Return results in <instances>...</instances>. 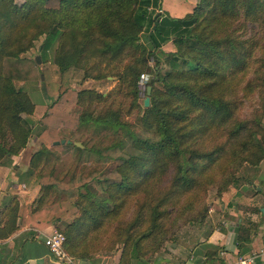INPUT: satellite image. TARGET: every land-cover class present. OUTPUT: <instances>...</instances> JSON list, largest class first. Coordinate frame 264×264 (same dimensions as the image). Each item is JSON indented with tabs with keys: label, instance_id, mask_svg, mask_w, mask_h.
Listing matches in <instances>:
<instances>
[{
	"label": "trees",
	"instance_id": "1",
	"mask_svg": "<svg viewBox=\"0 0 264 264\" xmlns=\"http://www.w3.org/2000/svg\"><path fill=\"white\" fill-rule=\"evenodd\" d=\"M239 15L251 23L261 21L264 27V0H199L181 17L164 12L160 0H0V165L11 166L32 134L33 125L27 123L26 116L35 113L36 104L15 83H42L36 60L26 55L40 38L41 55L53 49L60 79L53 84L45 82L47 93L56 99L44 104L39 123L92 122L102 129H113L117 136L115 142L90 149L72 143L80 161L92 156L104 164L114 162V169L94 170L68 181L39 176V194L31 204L9 198L0 210V240L22 227L45 229L53 225L64 234L69 254L90 260L98 249L92 232L103 220L118 215L128 194L143 192L149 199L147 225L131 231L144 220L139 213L119 234L117 240L123 247L116 264L142 260L172 237L164 229L167 224L163 218L176 198L200 183L195 171L216 159L218 149L203 152L197 148L198 140L234 120L236 107L224 94L233 86V76L247 68L251 49L257 44L236 34L233 23ZM168 42L175 47L173 51L162 49ZM158 54L164 56L162 62ZM151 61L159 68L153 67L154 76L147 82L152 88L150 105L136 118L141 130L113 109L84 111L79 116L58 109L61 98L76 96L78 103L105 100L106 96L94 89L76 91L72 86L70 70L86 65V76L117 77L132 101L131 109H139L137 82L141 73L151 70ZM260 121L256 120L260 127L252 130L235 121L229 133L234 142L222 157L226 156L228 167H240L244 162L257 166L264 159V126ZM242 130L247 132L243 137L239 136ZM44 134L45 129L39 134L41 148L31 154L25 176H31L42 157L50 153L48 145L56 146L53 142L61 140L53 138L48 143ZM222 150L219 146V152ZM170 162L176 165L172 185L155 193L153 186L166 179ZM230 174L219 192L236 180ZM51 189L66 194L68 200L45 205ZM168 203L169 209H163ZM143 206L139 203L140 209ZM239 248V253L246 250ZM0 264H4L1 256Z\"/></svg>",
	"mask_w": 264,
	"mask_h": 264
},
{
	"label": "rangeland",
	"instance_id": "2",
	"mask_svg": "<svg viewBox=\"0 0 264 264\" xmlns=\"http://www.w3.org/2000/svg\"><path fill=\"white\" fill-rule=\"evenodd\" d=\"M163 3V7L166 13L172 17L180 16L184 11L192 4L195 5L199 0H160ZM194 5V6H195ZM176 15V16H175ZM238 20L233 23V28L236 30V34L241 39H252L257 44L251 49V53L247 60V68L244 71H240L233 77V86L227 92H225V98L236 107L233 119L227 125L219 127L215 130H211L207 135L198 140L197 148L203 152L210 153L215 149L218 151L215 153V160L213 163L206 165L203 169L196 170L195 176L200 183L189 193H185L183 196L176 198V202L170 207V213L163 218L164 229H168L167 235H173L167 238L157 250H150L144 257L153 264L168 263L166 260L173 254V243L181 244L184 241H190L192 245L190 249L196 248L200 250L201 246L199 241L207 236L216 228L219 227V199L223 192L227 191L232 185H236L237 182L244 179V177H252L255 180V186L260 185L262 181V173L264 171V159L260 161L257 166H253L247 162H244L240 167L236 164L234 168L228 167L224 154L229 150L233 144L234 138L229 137L230 130L235 121L243 122L248 130L257 129L256 120L261 119L260 123L264 126V27L261 21L257 23H251L246 19H243L240 15ZM236 20V19H235ZM42 38L35 42V45L27 51L26 55L32 59L39 57L40 77L42 80L38 82L33 80L30 82L18 81L15 84L18 87L25 89L31 100L36 104V111L31 116H26V121L32 126V134L27 144L29 146L24 148V153L20 158L15 160L19 163L23 159L26 166L23 167V163H20V167L23 168L18 182H25L26 184H37V178L39 176L52 175L62 181H68L70 178H81L87 176L90 172L108 171L115 167L114 162L103 163L96 157H88L87 155L80 161V156L76 149L72 146L73 142H79L80 148H93L102 145H108L116 141L113 129H102L99 126L89 123H70L63 121H55L49 125H43L39 123L43 111L45 110L44 104H50L55 97L49 96L45 88V82L53 84L60 79V72L57 66L53 62V49L48 51L45 56L41 55L39 46ZM171 48L175 49L172 45ZM162 49H169V47ZM167 51V50H164ZM168 52V51H167ZM158 59L162 62L164 56L158 54ZM150 69L140 74L144 75V80L140 84V76L137 82L139 95L137 103L139 109H131V99L125 95V85H121L117 81V77L108 76L104 79H96L93 76H86L87 65L82 68H73L70 70L69 75L71 77L72 86L76 91L82 89H94L99 93H103L106 96L105 100L97 101L96 99H86L85 101L78 103L76 96L71 99L61 98L58 100V109L62 112L69 114L80 115L84 111H92L93 113L103 112L105 110L113 109L117 111L121 118L128 123H131L136 130H141L142 126L137 121V115L141 114L144 108L150 105V94H147V82L153 78V67L158 69V66L151 61ZM160 67H165V64L160 63ZM232 85V83H231ZM151 87V86H150ZM152 90V88H151ZM149 97V104L146 106L144 100ZM261 126V128L263 127ZM264 128V127H263ZM45 129V137L48 143L52 142L53 138L69 140L70 144L63 143V146L48 145L50 153L47 156L42 157L39 161L38 167L35 168L31 176H25L29 166V155L32 152L41 148L43 141L39 138V134ZM107 131V132H106ZM118 133L120 130L117 131ZM247 133V132H246ZM245 131H241V135L245 136ZM121 134V132L119 133ZM76 146V145H75ZM219 146H222L223 150L219 152ZM77 147V146H76ZM221 153V154H220ZM221 159H219V156ZM22 160V161H23ZM202 160V159H201ZM16 162V163H17ZM203 163L207 164L206 160ZM235 163L236 160H235ZM168 170L166 171V179L162 178L161 181H157L153 186V191L166 190L168 186L172 185V179L175 174L176 165L175 162H170ZM228 167V168H227ZM227 168V169H226ZM232 171V172H231ZM232 173L234 182H230L226 189L219 192V188H223L225 176L230 177ZM224 177V178H223ZM232 183V184H231ZM222 184V185H221ZM38 185V184H37ZM39 186V185H38ZM254 186V187H255ZM254 190V189H253ZM76 197V196H75ZM68 200L66 194L56 192L54 189L48 191L45 198V205H56ZM149 201L147 195L138 193L135 195L128 194L124 203L118 210V215L103 220L101 226L92 232L94 238V246L98 248L94 255L102 256L105 258L103 264H115L119 260L120 252L122 251L123 244L118 242L117 238L120 233L125 232V229L129 224L133 223L135 217L139 214L141 219L140 224L133 226L131 231H138L145 228L148 208L146 202ZM143 202L144 206L140 209L139 203ZM166 204L163 209H169ZM77 211L75 212V215ZM221 218V217H220ZM176 245V246H177ZM180 246V245H179ZM184 246L181 245L178 248L179 254L184 253ZM197 251V250H196ZM193 252L192 255L197 256V252ZM187 262L191 263L189 259L190 252L186 253ZM94 256V257H95Z\"/></svg>",
	"mask_w": 264,
	"mask_h": 264
},
{
	"label": "crops",
	"instance_id": "3",
	"mask_svg": "<svg viewBox=\"0 0 264 264\" xmlns=\"http://www.w3.org/2000/svg\"><path fill=\"white\" fill-rule=\"evenodd\" d=\"M162 4V10L166 12ZM194 5L195 3L182 15L175 16L181 17L191 12ZM170 46L172 43L168 42L163 48L169 47L164 50L173 51L174 49ZM28 146L29 143L26 147ZM23 153L24 149L16 158L23 156ZM22 160L18 163L14 157L11 166L0 165V210L9 198L15 197L20 204H31L39 194L37 184L18 182L23 170L19 164L24 162L23 167L26 166L25 161ZM261 175L263 179L260 185L255 186L254 178L245 176L236 185L230 186L222 193L219 199V227L213 230L207 238L203 236L199 241L200 250L195 247L190 249L192 245L190 241H184L178 245L173 243L171 245L174 250L173 254L166 261L170 264H231L239 255L259 250L264 245V215L261 212L264 206V171ZM54 228L53 225L45 229L22 227L7 239L0 240V256L4 264H57L42 241L43 233H49ZM179 245H183L185 249L182 255L177 252ZM192 246H197V244ZM239 246L241 250L246 247V250L239 253ZM195 251L197 256L192 255ZM188 252L191 253L188 256L191 263L186 260L185 255ZM104 260V257L96 255L82 262L103 264ZM133 264H153V262L142 259L134 261Z\"/></svg>",
	"mask_w": 264,
	"mask_h": 264
},
{
	"label": "built area",
	"instance_id": "4",
	"mask_svg": "<svg viewBox=\"0 0 264 264\" xmlns=\"http://www.w3.org/2000/svg\"><path fill=\"white\" fill-rule=\"evenodd\" d=\"M144 80V75L140 76V84ZM42 241L48 248L57 264H84L82 260L69 254L64 248L65 236L57 230L52 229L49 233H43ZM264 263V245L257 251L239 255L231 264H263ZM170 264V263H160Z\"/></svg>",
	"mask_w": 264,
	"mask_h": 264
},
{
	"label": "water",
	"instance_id": "5",
	"mask_svg": "<svg viewBox=\"0 0 264 264\" xmlns=\"http://www.w3.org/2000/svg\"><path fill=\"white\" fill-rule=\"evenodd\" d=\"M158 15H159V13H158ZM35 60H36V63H37V64L40 63L39 57H35ZM41 78H42V77H41ZM150 91H151V87H150V86H147V94H148V95L150 94ZM144 104H145L146 106H148V104H149V97H148V96L145 98V100H144ZM65 142L70 143L69 140L61 139L60 141H54L53 144H54V145H57L58 143L63 144V143H65ZM73 144L76 145L77 147H81V144H80L79 142H73ZM261 212H262V214L264 215V206L261 208Z\"/></svg>",
	"mask_w": 264,
	"mask_h": 264
}]
</instances>
